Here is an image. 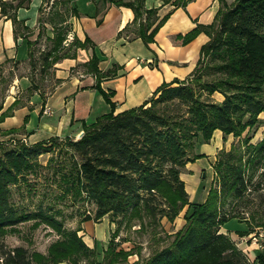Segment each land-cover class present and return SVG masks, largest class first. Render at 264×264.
<instances>
[{
    "label": "trees",
    "instance_id": "trees-1",
    "mask_svg": "<svg viewBox=\"0 0 264 264\" xmlns=\"http://www.w3.org/2000/svg\"><path fill=\"white\" fill-rule=\"evenodd\" d=\"M110 1L132 9L134 34L146 46L154 41L170 14L159 18L157 8H146L145 0ZM189 1L173 0L172 4L185 6ZM29 3L30 0H0L1 15L12 20L15 35L19 29L27 28L17 20L16 11ZM50 8L54 12L49 10L45 22L53 28V35L48 36L52 45L41 53L42 68L61 58L75 57L70 48L63 46L64 31L55 30V24L66 23L71 30L68 18L77 14L76 7L71 0H52ZM201 31L208 40L201 46L189 77L161 84L139 106L117 114L110 111L84 124L83 133L76 139L64 138L70 150L66 152L67 160L57 164L58 185L62 186L59 198L71 195L73 200L93 202L94 216H84V221L107 215L118 223L136 212H144L151 219L173 220L187 205L185 223L173 242L155 252L145 264H264L263 244L252 262L221 232L233 218L246 223L247 230L241 235L264 226V137L254 145L244 136L238 145L219 150L203 202L188 200L181 178L188 162L205 156L193 153L196 142H208L216 129L222 131L223 138L229 134L240 137L260 121L259 115L264 112V0H234L218 10L211 24L198 25L176 39L185 44ZM73 41L78 47L93 48L88 37L81 41L74 35ZM86 68L95 76L94 87L112 107V92H105L100 82L115 75L120 66L113 64L102 70L93 52ZM215 92L223 95L221 101L211 99ZM14 105L15 101L7 109ZM5 116V112L0 114V122ZM8 132L0 127V134ZM14 142L0 140V233L35 220L62 235L49 247L47 255L28 254L25 248L15 247L5 252L4 264H104L97 260L96 249H90L75 230L64 227L62 210L53 203H38L30 209L13 200L12 187L28 183V175L35 174L40 166L39 155L48 150L44 140L30 145ZM119 253L122 252H115L108 264Z\"/></svg>",
    "mask_w": 264,
    "mask_h": 264
},
{
    "label": "crops",
    "instance_id": "crops-1",
    "mask_svg": "<svg viewBox=\"0 0 264 264\" xmlns=\"http://www.w3.org/2000/svg\"><path fill=\"white\" fill-rule=\"evenodd\" d=\"M71 1L77 10V14L68 18L72 35L81 41L88 37L93 48L90 47L89 52L78 50L75 57L61 58L50 65L54 76L60 81L51 92L40 93L38 89L33 90L29 84H25L33 92L30 96L32 107L19 106L0 122L3 130L23 131V137L30 143L52 136L79 137L83 133L84 124L92 123L110 111L117 114L139 106L161 84L189 77L195 70L201 46L208 40V36L201 31L185 44L176 36L185 35L198 25L211 24L219 9L234 2L191 0L185 6L175 7L173 0H145L146 8H157L159 18L170 13L155 34L154 41L146 46L130 28H135L131 8L115 5L110 0ZM44 3V0H30L28 6L17 9V20L27 27L19 29L17 35L14 34L12 20L0 12V64L8 58H28L31 48L42 36L39 17L43 14L41 10ZM126 26L129 27L119 36V32ZM46 31L48 36L53 35V32ZM126 34L133 35L128 37ZM93 52L99 58L102 70L111 68L113 64L120 66L115 75L105 77L100 82L105 92H112L109 96L112 107L94 87L95 76L78 69ZM17 78L16 81L20 82ZM22 78L27 80V77ZM16 81L12 85L14 88ZM222 136V131L216 129L209 143H204L198 152L206 156L192 163L201 168L203 161H206L212 170L216 151L223 146ZM209 145L211 147L206 148Z\"/></svg>",
    "mask_w": 264,
    "mask_h": 264
},
{
    "label": "rangeland",
    "instance_id": "rangeland-1",
    "mask_svg": "<svg viewBox=\"0 0 264 264\" xmlns=\"http://www.w3.org/2000/svg\"><path fill=\"white\" fill-rule=\"evenodd\" d=\"M51 3L52 0H46L42 7L43 14L40 16L42 20H40L39 25L42 36L37 40L36 45L31 48L28 58L25 60L8 58L3 64H0V111L3 109L1 113L5 112L6 116L10 115L13 109L19 106L26 105L30 108V96L33 92L26 88L25 84H29L33 90H35L34 86L36 85L39 90L47 94L60 83L54 76V70L51 67L42 68L41 60V53L47 52L52 45L46 30L52 32L53 28L50 23L45 22L46 16L54 12V8H50ZM51 9L52 11L49 13ZM62 9L63 7L60 6L59 10ZM55 17V15L51 16L53 19H56ZM130 28L134 30L133 26ZM55 30L64 31L62 44L65 48H70V52L75 53V56L78 50L90 51L89 46L78 47L77 44L73 43L74 35H72L71 30H68L66 23H56ZM131 35L133 34H126L128 37ZM91 56L78 68L80 71L88 73L86 66ZM17 77L21 80L20 82L16 81ZM22 77H27V80ZM14 81H16L15 88L12 87ZM24 81L25 83H23ZM217 96L215 92L214 95H211V99L221 101L223 95L219 93ZM13 101H15V106L7 109ZM259 119L260 121L256 125L247 128L240 137H234L232 134L226 135L225 138L222 136L223 146L220 149L229 150L232 146L238 145L239 140L244 136L248 137L249 142L254 145L259 143L264 137V112L260 113ZM23 133L20 129L11 130L8 133L0 134V140L21 141L26 145H30L31 143L23 137ZM209 141L205 143H209ZM68 143L69 141L64 140V138L60 139V137L44 139V145L48 150L39 155L38 163L40 166L36 168L35 174L30 173L28 175V183H21L16 187H12L13 200L30 209L36 207L38 203L43 205L53 203L55 208L62 210L61 217H63L64 227L75 230L90 249H96L97 260L104 264L109 263L110 257L112 258L115 252L122 253H119L120 255L113 261L111 260V264H145L155 252L173 242L177 231L185 223L183 214L187 205L173 220H169L167 217L151 219L144 212H136L130 217L127 216L122 222L118 219V223L117 221L112 222L107 215L100 219L84 221V216H94L96 206L93 202L86 199L73 200L71 195L60 199L62 186L58 185L59 172L57 171V164L60 161L67 160L68 155L66 152L70 150ZM203 144L200 141L196 142L193 153H198ZM210 147L211 145L206 146V148ZM220 149L216 151V154ZM242 150H245V148ZM202 166L198 168L199 166L188 162L181 172V178L185 183L190 202H203L211 186L213 169L211 170L208 167L206 161H203ZM262 182L264 184V177ZM262 191L264 192V189ZM246 230V223L239 221L238 218L229 220L221 228V232L229 236L235 242L237 248L253 262L262 244L264 245V226L256 227L248 234L241 235ZM61 235L52 226L35 220L8 227L3 233H0V264H4L5 252H9L15 247L25 248L28 254L35 252L47 255L49 247L61 239ZM58 264L69 263L63 261ZM255 264H258V262L255 261Z\"/></svg>",
    "mask_w": 264,
    "mask_h": 264
},
{
    "label": "built area",
    "instance_id": "built-area-1",
    "mask_svg": "<svg viewBox=\"0 0 264 264\" xmlns=\"http://www.w3.org/2000/svg\"><path fill=\"white\" fill-rule=\"evenodd\" d=\"M255 238V237H254Z\"/></svg>",
    "mask_w": 264,
    "mask_h": 264
}]
</instances>
